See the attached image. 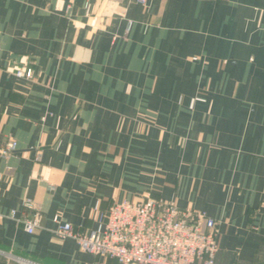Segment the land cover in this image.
Returning a JSON list of instances; mask_svg holds the SVG:
<instances>
[{"label":"crops","instance_id":"obj_1","mask_svg":"<svg viewBox=\"0 0 264 264\" xmlns=\"http://www.w3.org/2000/svg\"><path fill=\"white\" fill-rule=\"evenodd\" d=\"M9 139L0 264H117L52 217L87 230L146 192L215 220L216 264H264V0H0Z\"/></svg>","mask_w":264,"mask_h":264},{"label":"built area","instance_id":"obj_2","mask_svg":"<svg viewBox=\"0 0 264 264\" xmlns=\"http://www.w3.org/2000/svg\"><path fill=\"white\" fill-rule=\"evenodd\" d=\"M145 3L146 0H138ZM131 21L127 23V30ZM27 67L16 71L18 77H31ZM44 119V117H42ZM16 141L7 140L0 153L9 155ZM26 208H34L26 199ZM97 207V205H96ZM15 210L9 216L15 217ZM4 215L0 213V218ZM40 213L17 218L25 231L33 233L40 223ZM55 234L61 239L71 237L81 250L116 260L117 264H216L217 228L215 220L203 210L180 207L174 201L144 193L139 199L113 202L98 217L95 227L74 231L70 222L52 217ZM21 264H39L16 257Z\"/></svg>","mask_w":264,"mask_h":264}]
</instances>
